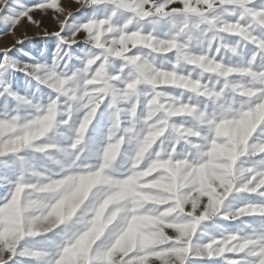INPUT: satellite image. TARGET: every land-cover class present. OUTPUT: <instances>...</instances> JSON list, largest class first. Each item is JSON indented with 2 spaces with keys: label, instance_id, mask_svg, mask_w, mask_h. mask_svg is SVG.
I'll return each mask as SVG.
<instances>
[{
  "label": "snow or ice",
  "instance_id": "6c2138e0",
  "mask_svg": "<svg viewBox=\"0 0 264 264\" xmlns=\"http://www.w3.org/2000/svg\"><path fill=\"white\" fill-rule=\"evenodd\" d=\"M0 36V264H264V0H0Z\"/></svg>",
  "mask_w": 264,
  "mask_h": 264
},
{
  "label": "rangeland",
  "instance_id": "374dc122",
  "mask_svg": "<svg viewBox=\"0 0 264 264\" xmlns=\"http://www.w3.org/2000/svg\"><path fill=\"white\" fill-rule=\"evenodd\" d=\"M21 31L22 32L23 31H27L28 35H30V36L35 33V29L33 27H31V26H26V28L21 29ZM3 42H5V37L0 36V43H3Z\"/></svg>",
  "mask_w": 264,
  "mask_h": 264
}]
</instances>
